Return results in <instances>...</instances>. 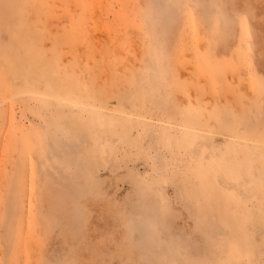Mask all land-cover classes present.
I'll list each match as a JSON object with an SVG mask.
<instances>
[{"label": "rangeland", "instance_id": "rangeland-1", "mask_svg": "<svg viewBox=\"0 0 264 264\" xmlns=\"http://www.w3.org/2000/svg\"><path fill=\"white\" fill-rule=\"evenodd\" d=\"M0 264H264V0H0Z\"/></svg>", "mask_w": 264, "mask_h": 264}, {"label": "bare ground", "instance_id": "bare-ground-1", "mask_svg": "<svg viewBox=\"0 0 264 264\" xmlns=\"http://www.w3.org/2000/svg\"><path fill=\"white\" fill-rule=\"evenodd\" d=\"M10 192H11V191H10ZM10 195H11V196H10V201H12V202H13V197H12V196H13V194H12V192L10 193ZM13 206H14V205H13V204H11V208H13ZM14 217H15V214H14V215L12 214V216H11V220H13V219H14ZM209 224H210V223H209ZM2 261H3V260H2ZM3 263H5V262L3 261Z\"/></svg>", "mask_w": 264, "mask_h": 264}]
</instances>
